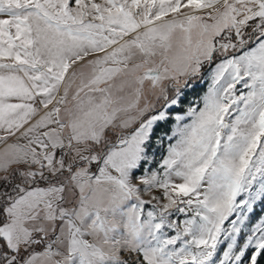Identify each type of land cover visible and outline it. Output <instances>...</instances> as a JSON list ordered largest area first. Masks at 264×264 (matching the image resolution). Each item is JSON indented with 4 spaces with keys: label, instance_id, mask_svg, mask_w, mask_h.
Here are the masks:
<instances>
[{
    "label": "snow or ice",
    "instance_id": "1",
    "mask_svg": "<svg viewBox=\"0 0 264 264\" xmlns=\"http://www.w3.org/2000/svg\"><path fill=\"white\" fill-rule=\"evenodd\" d=\"M0 264H264V0H0Z\"/></svg>",
    "mask_w": 264,
    "mask_h": 264
},
{
    "label": "rangeland",
    "instance_id": "2",
    "mask_svg": "<svg viewBox=\"0 0 264 264\" xmlns=\"http://www.w3.org/2000/svg\"><path fill=\"white\" fill-rule=\"evenodd\" d=\"M237 88L240 89V88H241V85H237ZM242 90H243V91H247V89H242ZM203 91H205V89H201V90H200L201 94L203 93ZM237 94H239V93H237ZM180 218L183 219L182 216H181Z\"/></svg>",
    "mask_w": 264,
    "mask_h": 264
}]
</instances>
